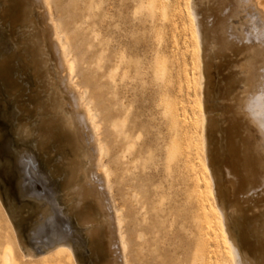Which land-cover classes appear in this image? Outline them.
Here are the masks:
<instances>
[{
	"label": "rangeland",
	"instance_id": "obj_1",
	"mask_svg": "<svg viewBox=\"0 0 264 264\" xmlns=\"http://www.w3.org/2000/svg\"><path fill=\"white\" fill-rule=\"evenodd\" d=\"M52 2L55 18L77 60L78 80L100 118L103 162L113 172L111 195L123 215L128 264H232L222 241L218 203L225 208L233 204L241 177L225 149L220 80L211 84L212 107L208 109L211 117L218 118V128L210 134L209 145L204 142L202 108L209 106L204 98L208 93L204 96L201 84L190 0ZM29 6L34 21L41 20L35 28L46 52L43 58L49 62L54 58L50 62L53 84L57 91L62 90L58 91L60 98L64 97L60 112L69 115L76 126L79 112L61 84L39 2L29 0ZM212 17L211 12L202 14V32L211 31ZM1 32L0 54L6 37ZM262 72V90L257 93L262 103L256 105L261 136L257 131L254 134L264 149V67ZM24 81L29 84L26 78ZM239 87L245 91L241 84ZM240 106L243 104L235 110H241ZM16 107L13 94L0 92V264H75L66 251L22 258L27 247L39 253L52 246L44 241L56 221L70 229L73 238L66 244L82 264H95L98 257L101 261L107 257L104 248H91L87 243L85 231L89 228L75 222L57 180L51 179L29 140L16 128ZM82 131L83 161L94 169L93 143ZM210 169L216 177L215 188ZM262 192L258 190L263 197ZM247 200L245 208L257 199L249 194ZM99 211L107 219L105 211ZM260 212L264 216V209ZM230 214L227 211L230 232L239 240L244 219L241 214ZM17 234L23 240L22 248ZM5 248L10 250L9 260L4 257ZM112 260L113 255L103 263Z\"/></svg>",
	"mask_w": 264,
	"mask_h": 264
},
{
	"label": "bare ground",
	"instance_id": "obj_2",
	"mask_svg": "<svg viewBox=\"0 0 264 264\" xmlns=\"http://www.w3.org/2000/svg\"><path fill=\"white\" fill-rule=\"evenodd\" d=\"M37 1L42 11L41 18L45 24L43 26H46L48 39L52 49L54 48L61 84L71 95L73 104L78 109L80 121L76 120L75 126L69 115L65 117L64 113L60 112L64 97L62 95L60 98L58 91L62 90L57 91L53 84L54 67L52 68L51 63L54 58L51 59V63L43 58L46 52L42 50V44L37 38L38 29L35 28L39 19L37 22L34 21L29 0H0V31L6 36L3 40L6 45L4 42L3 52L0 54V92L7 91L13 94L17 104L16 128L21 131L22 137L29 140L51 179L57 180L60 193L66 205H70L69 211L76 219L75 222L89 228L85 231L89 235L87 243L91 248L98 245L103 247L107 257L113 255L110 264H128V242L125 238L123 215L111 195L110 183L113 172L103 162L105 152L99 139L101 128L99 115L89 104L85 89L78 80L77 60L72 55L69 42L63 36L55 18L52 0ZM189 9L196 24L204 96L206 92L208 93L204 98L205 105L208 103L209 106L202 108L204 142L208 146L210 134L218 128V118L211 117L208 109L212 107L211 84L220 80L218 85L221 87V100L225 104L221 108V116L226 123V130L222 127L225 130V149L237 164L241 177L233 204L230 203L231 205L225 208L218 203L222 241L232 264H264V216L262 211L260 212L264 209V196L258 194V190L264 192V149L254 134L259 131L256 105L262 103L260 102L262 98L257 93L262 90L263 83L264 0H190ZM205 12L213 14V24L211 31L206 29L202 32L200 22ZM41 32L45 36V33ZM25 78L29 84L25 83ZM84 78L89 79L87 76ZM240 84L245 91L241 87L240 90L237 89ZM241 104H243L240 106L241 110L236 111L235 106ZM82 129L87 132L93 143L94 169L87 168L83 161L85 137L82 138ZM258 133L260 135V132ZM210 172L215 188L216 177L213 170L210 169ZM249 194L257 200L252 203V207L245 208L244 203L249 200H247ZM99 209L105 211L106 221ZM249 210L251 214L247 217ZM227 211L231 214H241L244 219V227L239 228V240L230 232ZM71 237L73 238V234L63 221L53 222L49 237L44 241L52 246L47 251L39 253H34L27 247V250L22 252V258L33 259L53 252L66 251L73 257L75 264H82L71 246L66 244ZM17 239L21 247L23 240L18 234ZM3 251L5 259L9 260L10 250L5 248ZM107 257L101 258V261L98 257L94 263L104 264Z\"/></svg>",
	"mask_w": 264,
	"mask_h": 264
}]
</instances>
